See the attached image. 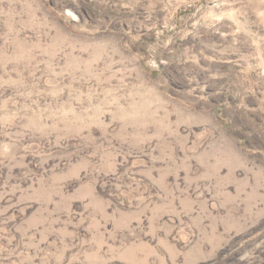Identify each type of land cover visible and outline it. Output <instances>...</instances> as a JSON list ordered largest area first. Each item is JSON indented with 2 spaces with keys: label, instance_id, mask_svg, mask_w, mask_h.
<instances>
[{
  "label": "rangeland",
  "instance_id": "obj_1",
  "mask_svg": "<svg viewBox=\"0 0 264 264\" xmlns=\"http://www.w3.org/2000/svg\"><path fill=\"white\" fill-rule=\"evenodd\" d=\"M0 264H264V0H0Z\"/></svg>",
  "mask_w": 264,
  "mask_h": 264
}]
</instances>
